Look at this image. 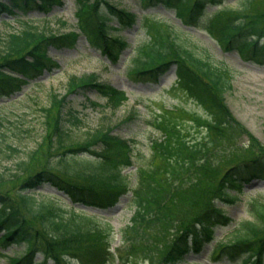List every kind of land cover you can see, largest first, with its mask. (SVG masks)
Instances as JSON below:
<instances>
[{
    "label": "trees",
    "instance_id": "1",
    "mask_svg": "<svg viewBox=\"0 0 264 264\" xmlns=\"http://www.w3.org/2000/svg\"><path fill=\"white\" fill-rule=\"evenodd\" d=\"M75 1L77 28L69 34L41 28L28 17L29 11L48 15L54 6L62 4L61 0H0V14L5 12L9 16L1 20L0 26V98H9L21 91L25 84L40 77L44 71H51L56 63L48 54L50 48L73 46V40L81 35H85L90 45L100 49L113 62L118 60L119 51L128 45L118 33L120 29L136 23L137 15L111 0H93L94 3L92 0ZM137 1L142 9L157 5L173 9L183 24L190 26L218 0ZM231 12L232 9L223 5L221 9L207 13L210 16L212 14L214 19L207 27L210 34L218 39L223 49L229 50L231 45L238 49L243 59L264 62V44L260 43L258 31L253 29L251 40L243 44L241 39L246 30L243 23L226 25L225 19ZM147 17L154 15H142V18ZM115 21L117 25L114 26ZM173 29L174 33L169 31L167 36L158 30L150 40L138 46V56L133 58L131 73L137 81L157 82L175 65L177 87L203 110L195 119L200 121L205 137L190 141L184 135L186 131L181 130L182 126L172 125L163 117L159 118L158 127L164 129L166 138L163 141L155 140L154 153L167 161L168 165L164 168L143 166L138 173V184L132 191L134 216L121 232L124 252L134 247L139 249L140 245L150 242L147 233L157 231L160 225L157 223H160L162 215L167 217L185 201L188 203L190 196L181 186L185 183L181 179L182 174L190 172L192 179L205 167H211L223 158L221 152L213 151L214 144L211 142L222 144L224 152L231 153L235 147L228 144L240 131L224 102L231 86L230 71L198 57L192 48L182 42L181 34L185 31L175 26ZM74 88L64 96L53 92L49 98L50 107L43 108L47 128L50 124L47 119L52 116L54 109L57 110L55 134H52L50 143L54 145L51 154L54 159L57 158L59 165L54 166L46 160L44 164H39L34 173L26 175L36 162L34 150L28 160L16 163L18 174L25 176L18 186L17 199L0 191V257H4L7 264H79L78 261L80 264H113L115 260V255L110 253L114 241L111 226L93 216H87L82 210L76 213L75 207L68 210L54 199L38 201L33 193L36 187L49 184L64 193L72 203L102 208L112 206L119 199V189L122 187L115 184L128 187L129 183L122 180L123 177L126 179L120 171L122 167L108 158L123 154L127 165H131L134 156V150L130 149L132 141L111 135L110 129L87 131L85 140H76L72 136L83 123L80 109L74 104L79 100L76 96L95 92L113 105H118L124 98L123 91L102 83L97 76L86 78L85 82ZM88 102L94 106V102L87 98L81 105ZM7 121L8 118L0 115V155L10 157V152L18 150V147L12 143L15 139H11L4 131ZM15 123L20 130V126ZM244 152L229 168L213 172V181L217 174L220 175L209 201L189 217L187 212L184 213V217L189 219L169 244L159 264H184L190 250L199 251L202 242H210L214 238V227L232 225L234 227L230 230L229 240L212 246L210 257L231 263L264 264V197H254L250 203L253 221L236 223L232 217L227 216L225 210L226 204L238 201L236 196L241 193L243 182L264 179V152L261 155H253V151ZM166 173L170 182L162 180ZM115 177L121 181L114 182ZM30 220H39L43 230L34 229ZM13 244L23 245L24 251L15 255L2 252ZM82 244L88 246L79 251ZM144 247L151 248L149 245ZM58 254H62L61 259ZM151 254L147 253L145 260L152 262ZM39 255L41 258L36 260Z\"/></svg>",
    "mask_w": 264,
    "mask_h": 264
},
{
    "label": "rangeland",
    "instance_id": "2",
    "mask_svg": "<svg viewBox=\"0 0 264 264\" xmlns=\"http://www.w3.org/2000/svg\"><path fill=\"white\" fill-rule=\"evenodd\" d=\"M111 1L137 15L136 23L119 31L120 36L124 42L128 43V46L119 52L120 58L116 63H112L106 54L101 53L100 49L90 45L83 35L75 41L73 40V46L64 45L60 48H50L49 56L53 58L56 66L51 71H44L42 76L35 80L39 84L25 85L21 89L20 95H13L10 99H0V115L9 119L4 131L9 134L11 139H15L12 143L18 147V150L10 152V157L0 155V175L3 173L0 191L14 200L17 199L18 186L25 176L18 174L19 170H17L16 163L28 160L30 153L34 150L36 162L26 175L30 172L34 173L40 166L39 164H44L46 160H49V164L54 166L59 165V161H56L57 158L54 159L51 154L54 145L52 146L53 143H50L52 134H55L53 131L57 110L54 109L52 116L47 119L50 121L47 128L43 108L50 107L51 99L49 98L53 92L64 96L75 89L76 85L85 82L86 78L97 76L99 81L109 83L117 90L125 91L127 98L120 105H113L95 92H86L76 96L79 100H76L74 104L80 109V117L83 123L72 136L76 140H85L87 131L98 132L99 130L105 129L107 131L110 129L111 135L132 140L130 149L134 150V156L131 165H127L123 154H115L108 158L109 161L111 160L122 167V173L128 178L130 185L124 187L115 184L122 187L119 189L121 198L112 207L96 208L77 204H73V206L78 210L87 212V216H96V220L112 227L115 239L110 247L113 251L110 253L113 254L114 252V255L116 253L119 258L115 256L113 264H159L169 244L178 235L179 230L186 225L188 217L196 213L200 206L205 207L209 201L220 175L217 174L213 181L211 178L213 172H222L229 168L231 164L245 154L244 150L253 151V155H261L264 152V62L259 63L251 59H243L240 57L238 49L231 45H229V50H223L218 39L214 38L207 28L214 21L212 16L207 13L227 5L232 9V12L225 19L226 25L232 26L242 22L245 26L246 30L241 39L243 44L251 40L253 29L258 31L260 43L264 44V0H218L215 5L209 6L207 12L202 14L196 22L191 23L190 26L182 25L174 15V11L160 5L144 10L137 0ZM61 2L62 4L54 6L48 15L42 12L29 11L28 17L41 28L70 34L76 28V1L61 0ZM147 12L156 15V18H148L144 21L138 19L140 15ZM7 17L9 18L5 12L0 14V20ZM113 24L115 26L117 21ZM12 25L18 27L17 24L12 23ZM173 26L185 31L181 34V40L189 48H192L198 57H203L211 63L226 67L230 71L231 86L226 92L224 102L228 105L240 131H238V136L228 144L235 147L231 153L224 152L225 147L222 144L211 142L214 144L213 151L215 153L221 152L223 155L217 164L205 167L192 179H190L192 177L190 172L182 174L181 179L185 182L184 185H181L183 186L182 190L187 191L190 199L188 203L184 200L185 203L178 206L167 217L162 215L160 223H157L160 224L157 231L147 233L150 242L146 245L151 248L146 249L144 247L146 245H140L139 249L134 247V249L124 252L121 232L130 224L134 215L131 191L138 184V173L143 166H161L164 168L168 165L167 161L154 153L155 140L161 139L163 141L166 138L164 129L158 127L159 118L163 117L172 125L182 126L181 130L186 131L187 134L184 135L189 137L190 141L201 140L205 137L202 133L203 127L199 125L200 121L195 119V116L203 113V111L198 104L175 86L176 69L174 66L165 76L161 77L158 83L145 80L137 81L131 73L134 64L133 58L138 56L137 46L143 40L148 39L149 35L153 36L158 30L165 36L169 34V31L173 34ZM86 98L94 102V106H91L89 102L81 105ZM173 107L175 109L172 110ZM166 111L173 113L169 114ZM14 122L20 126V130L14 125ZM201 124L203 125V123ZM168 179L166 173L162 180L170 182ZM122 180L128 182L124 177ZM117 181H121L119 177L114 178V182ZM241 187L243 191L237 197L238 202L225 206L227 216L232 217L236 223L254 220L250 214L249 204L253 199L252 197L264 196V179L252 180L249 183H244ZM33 193L38 201H47L48 198L54 199L57 204L59 203L65 208L72 204L67 196L57 192L49 184L36 187ZM185 212L188 215L186 218L184 217ZM29 223L34 229L43 230L39 220H30ZM232 227L234 225L231 227H214V238L210 242H202L199 251L190 250L185 256L184 264H239L237 261L233 263L226 260L216 261L209 254L212 246L217 242L229 240ZM86 246L88 245L79 246V251ZM24 249V246L19 245L17 247L12 246L2 252H10L11 255H15L18 252L22 253ZM151 252L152 262L144 258L147 253L150 254ZM61 255L58 254L60 259ZM39 258H41L40 255L36 257V260ZM74 260L76 259L74 258ZM78 263L80 264L79 261ZM0 264L7 263L0 258Z\"/></svg>",
    "mask_w": 264,
    "mask_h": 264
}]
</instances>
